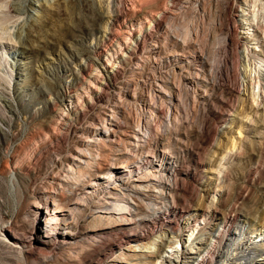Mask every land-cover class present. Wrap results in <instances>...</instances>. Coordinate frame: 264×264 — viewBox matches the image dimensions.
<instances>
[{
	"label": "rangeland",
	"instance_id": "1",
	"mask_svg": "<svg viewBox=\"0 0 264 264\" xmlns=\"http://www.w3.org/2000/svg\"><path fill=\"white\" fill-rule=\"evenodd\" d=\"M144 1L145 4L152 1L151 8L166 2ZM243 1L246 0H199L188 8L182 6L181 0H174L170 7L174 14L167 18V25L170 29L174 27L171 31L197 42L215 70L227 52L232 62L239 55L242 57L245 44L239 41L242 46L236 52L230 40L238 35L233 29L234 22L238 27L244 19L239 11L246 9ZM11 2L0 0V86L5 87L8 100L0 101V264H152L156 259L165 264L159 256L148 257L154 253L144 251L156 249L159 241L163 242L165 255L177 250L178 259L169 258L167 264H264V108L253 106L250 96L242 94L245 91L236 94L228 90L227 83H235L232 68L228 74L231 78L227 74L224 77L213 74L220 86L206 95L202 92L195 95L191 84L185 82L179 105H169L176 134L166 145L153 148L152 154L142 151L141 156L149 153L158 157L164 146L172 156L173 174L170 181H163L175 188V203L169 202L174 206L169 207L175 214L173 218L158 219L154 216L162 214L155 213L143 221L142 228L130 224L122 227L125 229L122 235H110L100 228L113 221H98L92 214L98 199L107 208L104 200L116 192L102 190L95 203L84 209L83 218L76 225L68 227L61 222L55 233L58 241L63 239L62 233L70 232L68 240H72L74 248L54 249L52 239L41 238L45 252H33L34 242L40 238L35 226L30 233L26 215L54 195V189L47 184L56 172L53 162H58L57 166L64 162V156L75 144L72 131H64L63 138L57 141L52 129L59 113L75 117L78 108L88 110V99L94 98L95 93H84L75 81L81 74L96 73L89 66L100 71L98 62L107 56L99 36L108 30L113 10L121 9L117 4L112 7V0L43 1V7L35 6L40 14L23 26L26 35L21 43L7 39L14 32L15 20L25 17L23 13L9 11ZM253 3L250 1L251 10L264 29V15L258 3ZM142 26L148 27L144 21ZM134 30H138L137 26ZM240 32L246 37V30ZM247 42L249 48L255 46L254 41ZM113 48L118 52L116 46ZM12 51L19 56L14 57ZM244 55L241 69L246 65ZM118 60L123 61L120 57ZM124 77L129 78L127 73ZM86 81L95 83L92 77ZM136 110L131 106L129 115L136 116ZM167 111L165 108V116L147 131L168 136ZM123 126V131H128L127 124ZM174 138L180 142H174ZM111 158L114 166H118L132 159V155L123 153ZM140 174L132 175V179H139ZM169 175L161 173L167 178ZM70 199L57 204L61 214H66L64 211L74 197ZM160 205L165 210L164 202ZM143 217L140 213L139 218ZM226 219L227 224L223 222ZM221 231L226 234L217 240L215 252L210 249V261L204 263L201 257L190 254L199 247L198 241L191 244L197 232L212 243L213 234ZM128 232L133 235L128 236ZM14 233L23 240L22 246L13 244Z\"/></svg>",
	"mask_w": 264,
	"mask_h": 264
},
{
	"label": "bare ground",
	"instance_id": "2",
	"mask_svg": "<svg viewBox=\"0 0 264 264\" xmlns=\"http://www.w3.org/2000/svg\"><path fill=\"white\" fill-rule=\"evenodd\" d=\"M43 1L47 0H12L9 11L23 13L25 17H18L15 20L14 32L7 38L8 40L21 43L24 41L23 37L26 34H23V26L27 24V20L31 18L33 20L34 16L39 13L35 6L43 7ZM173 1L166 0L162 6L155 4L156 6L151 8L150 2L152 1L145 4L144 0H112V7L117 4L121 10L119 9V12L113 10L108 30L99 36L104 45L102 51L107 58L98 62L100 71L89 66L88 69L96 73L81 74L82 76L80 75L75 81L82 87L83 92L86 91L84 93L94 91L95 97L88 99V110L85 112L78 108L75 117L59 113L53 128L59 132H53L52 129L57 141L63 138L64 131H72L75 144L72 150L67 153L68 155L64 156L66 159L64 162H59L58 166V162H53L56 172L50 177L47 184L55 190H52L54 195L46 199L44 204L34 207L35 209L26 215L31 224L30 233L35 226L36 235L40 238V240H35L33 252L36 251L40 254L45 252V242L41 241V238L52 239L56 244H54V249L73 246L72 240H68L70 232L62 233L63 239L56 240L57 229L61 222L68 227L76 225L83 218L84 209L89 204L95 203V197L99 196L98 194L102 190L114 189L116 192L108 195V200H104L107 208L102 206V199H98L99 206H95L92 214H95V220L113 221L112 224L100 228L101 231H106L105 233H110V235L117 233L122 235L125 230L122 227L130 224L142 228L145 226L143 221L148 220L155 213L162 214L154 216L158 219L162 218V220L174 217L175 214L169 210L171 209L169 207L174 206H170L169 202L175 203L173 199L175 188L166 185L173 174L171 164L174 161L164 146L158 157H153L151 150L159 144L166 145L169 142L167 140L172 139V136L176 134L173 118L169 115V105L176 104V107L179 105L185 82L191 84L192 92L195 95L199 92L206 95L208 91L220 86L214 76L218 74L224 77V74L228 75L229 69L232 68L231 76L235 83H227L228 90L236 94L245 91L242 94L250 96L253 106L264 108V29L260 24L262 22H258L256 14L251 10L250 1L253 3L254 0L242 2L246 9L240 8L239 11L244 19L238 27L236 26L237 22H234L233 29L238 35L230 40L236 52L242 44H245L243 53L246 65L244 69L240 67L243 65V53L242 57L238 54L236 62H232L226 55L227 52L222 57L221 64L216 65L215 70L212 68L214 65L208 61L206 55V57L204 56L202 48L197 42L192 38L189 39L188 36L187 38L185 34L180 35L182 33L171 31L174 27L171 25L173 28L170 29L167 25L169 23L167 18L174 14L170 9ZM198 1L181 0V4L183 7L189 8ZM263 2L264 0L255 1L262 12V17L264 15ZM96 10L98 9L96 8ZM141 21H144L148 27H143ZM135 26L138 28L136 32ZM176 29L175 27L174 31L177 32ZM241 30H246L244 33L246 37L241 35ZM247 35L250 37L248 38ZM247 40L254 41L255 46L249 48ZM239 41L242 42L241 45ZM113 46L118 48V52L114 50ZM234 49L233 51H235ZM161 50L164 52L161 53ZM11 54L14 57L19 56V53L14 51ZM119 57L122 58V62L118 60ZM125 73L128 74V79H125ZM229 75L227 78L230 77ZM89 77L94 78L95 83L86 81ZM0 101H8L3 85L0 86ZM79 103L81 102L79 101ZM131 106L137 109L136 116H130L131 113L128 110L131 109ZM165 108L168 110L166 119V124L169 127L167 128L168 136H166L167 134L163 135L164 133L152 134L151 131H147L154 128L155 122L160 117L165 116ZM73 118L77 121L78 126H75ZM123 123L127 124L128 131H123ZM121 135L125 138H121ZM179 138H174V142L179 143ZM143 150H147L151 154L147 153L141 156ZM123 153L132 155V159H126L122 164L114 166V163L110 161L113 160L111 155L119 156ZM137 173H141L139 179H132V175ZM142 173L145 175L143 176ZM161 173L170 175L167 178L161 176ZM71 196L74 197L71 206L64 211L66 214H61L57 204L64 199L71 200ZM169 198L171 201L166 200ZM162 202L165 204L163 207L165 210L161 209L160 203ZM140 213L144 216L143 218H139ZM223 222L227 224L228 220ZM202 234L197 232L191 238V244L198 241L199 247L196 250L192 249L190 254L196 255L198 258L201 257V261L205 263L211 260L210 249L215 252L218 249L217 240L226 233L223 231L214 233L212 243L203 238ZM132 235L128 232V236ZM14 238L16 239L14 245L23 244V240L15 233ZM171 241H175V239ZM144 251L154 253L148 257L159 256L166 262H164L165 264L169 262V258L178 259L176 249H172L171 252L167 251V254L170 255L163 253L162 241L156 243V249ZM162 263L156 259L152 264Z\"/></svg>",
	"mask_w": 264,
	"mask_h": 264
}]
</instances>
